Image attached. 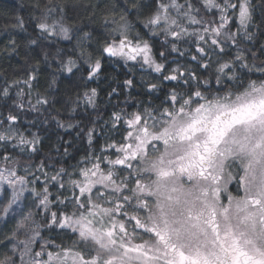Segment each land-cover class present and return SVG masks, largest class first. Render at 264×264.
Masks as SVG:
<instances>
[{
	"label": "snow or ice",
	"instance_id": "6c2138e0",
	"mask_svg": "<svg viewBox=\"0 0 264 264\" xmlns=\"http://www.w3.org/2000/svg\"><path fill=\"white\" fill-rule=\"evenodd\" d=\"M139 7L133 5L134 9ZM170 7L190 23H202L190 15L191 11H198L192 4H188V11L180 13L184 5L172 0L171 5L159 3L145 27L163 23V31L177 39L188 34L187 28L169 14ZM205 7L221 12L220 27L211 30L214 37L221 36L220 28L227 22L226 12L238 7L240 30L244 31L245 39H252L247 31L252 20L249 0H241L238 5L229 0H224L223 5L205 0ZM124 19L122 15L121 20ZM38 27L55 32L57 24L42 21ZM121 27L119 41L113 39L103 51L128 60L139 56L154 71L162 72L164 66L150 55L148 41L137 34L134 42L128 38V25ZM203 31L208 33L209 29ZM59 34L69 38V30L62 24ZM196 35L205 41V35ZM223 36L225 43H237L236 33L225 32ZM211 45H220L219 39L212 38ZM176 50L173 44V51ZM220 51H224L223 46ZM235 61L249 72L255 68L264 74V66H249L241 53ZM234 67L235 63L219 64L215 81L220 87L215 90L201 91L199 83L193 88L190 80L184 79V84L189 85L187 92L173 90L167 106L126 114L127 119L116 114L115 121L123 119L126 128L122 141L109 145L115 148V158H107L108 167L104 170L101 162L106 158L95 157L97 162L91 167L78 171L82 179L70 180L73 190L79 192L73 196L79 214L60 217L51 213V224L70 229L76 238L67 246L56 245V252L47 251L46 260L35 258L41 257L43 251L25 259L31 256V245L40 234L36 231L34 236L19 241L23 245L19 264H264V76L241 79ZM99 68L97 60L92 70ZM71 70L69 67L68 71ZM183 76V73L168 75L164 79L178 80ZM222 80L234 82L235 90L231 85H222ZM203 83L207 86L209 82ZM150 87L156 89L157 85ZM15 119L8 117L9 121ZM11 138L0 134V141ZM9 175L16 174L12 171ZM51 179L55 181L57 177ZM0 181H7L13 188V198L3 209L8 213L23 193V188L17 190L16 185L26 181L24 177L11 180L2 172ZM37 195H42L40 205L47 208V187ZM101 201L110 206L104 207ZM117 214L127 217L129 222L135 221L131 235L124 220L116 219ZM30 218L31 213L18 228H25L24 221ZM133 239L141 242L132 243ZM16 251L14 246L12 255L5 254L0 264H17Z\"/></svg>",
	"mask_w": 264,
	"mask_h": 264
},
{
	"label": "trees",
	"instance_id": "16d2710c",
	"mask_svg": "<svg viewBox=\"0 0 264 264\" xmlns=\"http://www.w3.org/2000/svg\"><path fill=\"white\" fill-rule=\"evenodd\" d=\"M240 2L229 0L237 5ZM159 3L171 5L172 0H0V134L12 137L0 141V170L14 171L13 180L24 177L26 191L35 194L30 202L39 205L32 224L40 234L31 245V256L25 259L43 251L41 257L35 258L44 260L47 251L56 252V245L67 246L76 238L70 229L51 224V213L60 217L79 213L73 202L79 192L73 190L70 180L80 179L78 171L91 167L97 162L95 157L106 158L101 162L104 170L108 167L107 158H115V148L109 145H118L126 128L123 119L115 121L116 114L127 119L126 114L167 106L173 90L187 92L189 85L184 84V79H189L193 88L199 83L201 91L215 90L220 87L215 81L217 68L224 62L235 63L233 70L241 79L264 76L255 68L251 72L241 68L240 62L235 61L241 53L249 66H264V0H249L252 20L247 31L252 34L251 40L245 39L240 30L238 7L226 12L221 36L214 37L211 30L220 27L221 12L206 8L205 0H175L184 5L180 13L188 11L189 3L198 9L190 15L201 20L200 24L190 23L177 9L169 8V14L188 30L179 39L164 32L163 23L145 27ZM215 3L223 5L224 0ZM134 4L141 7L134 9ZM42 21L56 23V31L41 30L38 24ZM60 24L69 30L68 39L59 34ZM125 24L129 39L136 41L139 34L140 39L148 41L153 58L164 66L162 72L104 53L106 44L113 39L119 41L121 26ZM204 28L209 29L208 33H204ZM225 32L236 33L237 43H225ZM196 33L205 35V41H200ZM212 38L219 39L220 45H211ZM220 46L224 51H220ZM97 60L100 68L91 73ZM181 73V79H164ZM204 81L209 82L207 86ZM152 84L157 88L152 89ZM221 84L236 88L231 81L222 80ZM9 115L16 119L9 121ZM53 176L57 177L55 181ZM45 187L49 193L47 208L40 205L42 195H37ZM1 192L0 217L8 202L5 189ZM118 217L121 218L119 214ZM122 219L129 222L126 217ZM19 229L11 220L0 221V259L5 254L12 255L11 249L17 246L15 259L19 264L22 245L15 238L21 235Z\"/></svg>",
	"mask_w": 264,
	"mask_h": 264
},
{
	"label": "rangeland",
	"instance_id": "374dc122",
	"mask_svg": "<svg viewBox=\"0 0 264 264\" xmlns=\"http://www.w3.org/2000/svg\"><path fill=\"white\" fill-rule=\"evenodd\" d=\"M104 53L109 55L106 52H104ZM150 55L152 56V53H150ZM113 57L118 58V59H120L121 61H124V62L138 63L139 66H141L142 68L151 69V70L154 71L153 67H150L149 65L144 64L143 61H142V58L139 57V56L137 57L136 60H128V59L120 57V56H113ZM155 62L159 63L156 60H155ZM93 67H94V65H93ZM93 67H92V69H93ZM93 72L94 71L92 70L91 73H93ZM0 172H2L9 179L13 180L7 171L0 170ZM80 179H82V177ZM20 188H23V193L16 200V203L11 206V208L8 211V213H4V211H3V214L0 217V221L1 222L5 221V220H11V221L14 222L15 225H17V224L19 225V223L24 219V217L27 216L29 213H31V218L29 220L24 221L25 228H20L19 229V232L21 234L20 237L15 236V238L18 241L27 239L29 236H34V233L36 232V227L32 224V221H33L32 216H33V213L36 212L37 208L39 207L38 204H34V203L30 202V200L32 201V199L34 198L35 194L28 193L26 191L24 185L17 184L16 185V189L19 190ZM4 189H5L6 193L8 194V202H7V205H8L9 201H11L12 198H13V188L8 184L7 181H0V194L2 193L1 191L4 190ZM101 203H102V205L104 207L110 206V205L104 204L103 201H101ZM64 216H69L70 217L72 215H67V214H62L61 215V217H64ZM116 219H122V218H119L118 214H117ZM124 222L126 224V228H127L128 232H129V234L131 235L132 229H133V225L135 224V221H131L129 223V222H126L124 220ZM136 232L142 233L143 230L142 229H136ZM36 238H37V236H35V239ZM140 242L141 241L138 240V239H133L132 240V243H140ZM22 248H23V245L20 246V249L18 251V255H19L20 250ZM26 258H29V257H26ZM46 259H47V255H46V258L44 260H46Z\"/></svg>",
	"mask_w": 264,
	"mask_h": 264
}]
</instances>
